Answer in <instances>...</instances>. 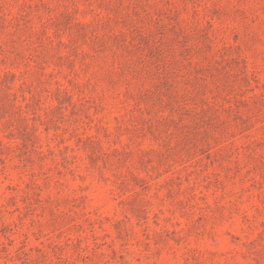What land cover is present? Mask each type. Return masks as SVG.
Listing matches in <instances>:
<instances>
[{
  "label": "rangeland",
  "instance_id": "374dc122",
  "mask_svg": "<svg viewBox=\"0 0 264 264\" xmlns=\"http://www.w3.org/2000/svg\"><path fill=\"white\" fill-rule=\"evenodd\" d=\"M0 264H264V0H0Z\"/></svg>",
  "mask_w": 264,
  "mask_h": 264
}]
</instances>
